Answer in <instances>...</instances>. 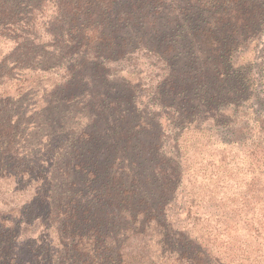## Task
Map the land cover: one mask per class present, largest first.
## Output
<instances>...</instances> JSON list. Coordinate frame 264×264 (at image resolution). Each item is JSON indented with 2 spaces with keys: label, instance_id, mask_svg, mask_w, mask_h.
Returning <instances> with one entry per match:
<instances>
[{
  "label": "trees",
  "instance_id": "16d2710c",
  "mask_svg": "<svg viewBox=\"0 0 264 264\" xmlns=\"http://www.w3.org/2000/svg\"><path fill=\"white\" fill-rule=\"evenodd\" d=\"M142 61L148 145L103 82ZM71 99L99 131L64 130ZM186 132L227 155L207 180ZM2 200L0 264H264V0H0Z\"/></svg>",
  "mask_w": 264,
  "mask_h": 264
},
{
  "label": "rangeland",
  "instance_id": "374dc122",
  "mask_svg": "<svg viewBox=\"0 0 264 264\" xmlns=\"http://www.w3.org/2000/svg\"><path fill=\"white\" fill-rule=\"evenodd\" d=\"M249 56V55H248ZM145 61L140 62V65L138 69L136 70H123L119 69L117 72H106L104 75L105 82V89L109 92L111 91L114 86H118L121 84L123 86L132 88V94H133V101H135V107L138 109L137 111H142L146 109L144 116L145 117H137L136 120H138L132 127L135 125L139 126V129L142 130V139L145 142V144L148 145L150 138L152 137V132H156V128L161 130H171L172 124L170 120H167V117H160V113L155 112L156 116L154 114L148 115V113H151L153 111V108H151V103L147 100L148 95L147 91L144 89L143 83L141 81L140 88L138 81L141 80V77H143V74L145 71H147ZM58 81V78L56 76L52 77V79H49L47 82L45 81L44 84L46 87H50L52 84L56 83ZM14 94V93H13ZM83 97V96H81ZM81 99L75 100L71 99L69 103L65 106V113L64 116L67 115V117L64 120V130L66 131H73L77 130L78 132L84 127H90L89 131L94 132L99 131L100 129L94 128L96 123V117L90 114V112L85 109L84 105L80 104ZM44 105V100L39 101L38 103L29 102L27 103V107L25 110V116L26 114L33 113L35 110H38ZM130 111H127L124 116V121L128 122L130 120ZM17 114V113H16ZM13 114V119L17 118L18 115ZM169 115V114H168ZM63 116V117H64ZM110 120H114V117L111 116ZM63 121V118H62ZM131 121V120H130ZM18 131L16 134H21L22 130L23 132L28 128L32 129L33 124L32 122H19L18 123ZM27 129V131H28ZM96 129V130H95ZM158 135V134H157ZM158 137V136H157ZM181 142L183 144L184 142V150L181 151L182 156V163L184 166H186L187 169H192L199 171L201 169H207V172L204 174L206 180H207V174L210 170L216 169L219 167V159L222 157V155H226L222 153L220 150H217L215 148L209 147L206 145V143L200 142L198 143L195 139L191 138L190 133H185L182 136ZM22 143V142H20ZM36 144V141L33 142V145ZM227 156V155H226ZM223 168L219 170L218 175H223ZM191 175V174H190ZM187 174L184 177V181L187 179ZM221 178H219L220 180ZM240 181V180H239ZM237 181V182H239ZM236 183V182H235ZM215 186L211 187V190H214ZM0 204H4V200L0 201ZM37 233L32 235L35 237Z\"/></svg>",
  "mask_w": 264,
  "mask_h": 264
}]
</instances>
